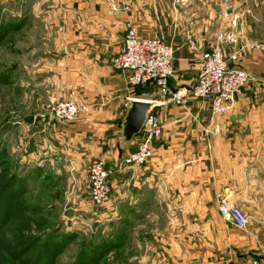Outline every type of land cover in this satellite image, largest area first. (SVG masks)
<instances>
[{"label": "crops", "instance_id": "1", "mask_svg": "<svg viewBox=\"0 0 264 264\" xmlns=\"http://www.w3.org/2000/svg\"><path fill=\"white\" fill-rule=\"evenodd\" d=\"M211 1L214 7L207 0L202 8L197 4L202 16L194 20L178 14L172 0H0L12 5L8 44L24 32L22 51L10 49L7 65L12 78L7 88H20L22 119L1 134L8 142L11 135L22 139L14 180L19 187L22 181L40 188L53 182L43 191L45 198L57 199L62 190L64 203L45 202L47 209L69 208L80 218L81 210L92 209L91 162L103 160L116 169L140 142L141 134L129 144L122 138L130 102L158 98L154 86L132 87L128 73L112 68L129 26L140 38L161 39L175 49L174 89L190 90L199 74L198 52L189 39L205 52L219 34L234 37L224 53L236 56L252 81L229 111L213 115L202 99L155 108L164 132L148 163L112 178L102 214L108 219L104 241L110 250L133 247L137 264H264V0ZM61 101L91 111L71 122L55 121L47 108ZM223 200L246 214L245 231L220 217ZM58 230L76 235L73 229Z\"/></svg>", "mask_w": 264, "mask_h": 264}, {"label": "rangeland", "instance_id": "2", "mask_svg": "<svg viewBox=\"0 0 264 264\" xmlns=\"http://www.w3.org/2000/svg\"><path fill=\"white\" fill-rule=\"evenodd\" d=\"M202 1L172 0L178 14L193 17L194 20L202 16L197 6L199 4L202 8ZM207 2L210 5L214 3L211 0ZM114 11L118 9L115 8ZM11 13H13L12 5L0 2V40L2 39L0 43V143L4 148V153L0 155V264H137L133 247H129L126 251H120L119 248L110 250L111 247L106 244V240L104 241L106 236L103 231L108 226V219L102 216L104 208L94 207L91 203L92 209L81 210L83 211L81 218L76 216L79 212L71 211L69 208L63 213L59 209L56 212L49 211L48 204L56 206L54 200L63 204L65 198L64 192L60 189H58L60 192L57 199L45 198L48 196L43 191L53 182H46L41 188L38 184H31L32 182L28 183V181H22L20 187L17 182H13L14 172L23 158L24 149L21 147L22 139L18 134L9 136L11 142H8L7 138L3 139L4 130L13 122L16 123L22 119L21 113L17 110L21 103L20 88L12 87V84L9 89L7 88V84L12 79L7 65L13 58L12 55H8V51L12 48L14 51H22L24 32H19L16 41L13 40L8 44L6 37L8 29L5 26ZM29 32L27 30V36ZM34 33L37 31L34 30ZM56 103L48 106L50 115H52L51 108ZM63 216L78 219L77 221L67 220ZM76 222H78L77 225ZM59 228L64 230V233L72 232L76 235L64 236L58 230ZM71 229H73L71 232H65ZM147 254L151 255V253Z\"/></svg>", "mask_w": 264, "mask_h": 264}, {"label": "built area", "instance_id": "3", "mask_svg": "<svg viewBox=\"0 0 264 264\" xmlns=\"http://www.w3.org/2000/svg\"><path fill=\"white\" fill-rule=\"evenodd\" d=\"M234 41L230 34H219L211 49L199 52L193 41H189L192 51L198 52L200 70L193 87L172 88V80L177 79L174 69L175 49L161 39H142L137 29L129 26L120 53L114 58L112 68L128 73L127 81L132 87L154 86L158 98L156 108L168 105L184 107L192 99L206 100L213 115H223L234 105L242 89L252 81V77L238 65L236 56L227 57L223 46ZM90 106L72 101H61L51 108L55 120L71 122L81 114H89ZM164 132L160 115L153 112L142 132L136 150L119 162L116 169H108L103 160H94L88 169V195L97 208L107 206L112 195V178L128 167H143L151 156L152 145ZM219 215L239 231L248 225L246 214L235 203L221 201ZM257 264V263H254Z\"/></svg>", "mask_w": 264, "mask_h": 264}, {"label": "water", "instance_id": "4", "mask_svg": "<svg viewBox=\"0 0 264 264\" xmlns=\"http://www.w3.org/2000/svg\"><path fill=\"white\" fill-rule=\"evenodd\" d=\"M156 104L150 101H131L126 118L122 124V138L124 144H129L141 134L149 116L154 112ZM32 123V119H28Z\"/></svg>", "mask_w": 264, "mask_h": 264}, {"label": "trees", "instance_id": "5", "mask_svg": "<svg viewBox=\"0 0 264 264\" xmlns=\"http://www.w3.org/2000/svg\"><path fill=\"white\" fill-rule=\"evenodd\" d=\"M0 43H1V41H0ZM13 182H14V183H16L17 181H16V180H14Z\"/></svg>", "mask_w": 264, "mask_h": 264}]
</instances>
